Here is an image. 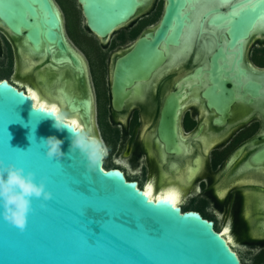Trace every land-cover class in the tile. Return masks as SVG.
Here are the masks:
<instances>
[{
    "label": "water",
    "instance_id": "1",
    "mask_svg": "<svg viewBox=\"0 0 264 264\" xmlns=\"http://www.w3.org/2000/svg\"><path fill=\"white\" fill-rule=\"evenodd\" d=\"M80 1L87 28L100 37L129 23L144 5L141 0ZM165 2L153 37L139 39L131 52L118 58L115 106L140 99L142 83L161 59L199 30L212 32L217 39L204 86L216 122L223 124L233 114L235 100L260 105L264 68L252 66L248 59L252 41L264 39V0ZM0 12L21 52L45 64L51 81L63 80L71 87L69 93L77 92V115L90 122L93 131L87 59L70 39L54 1L0 0ZM0 84V160L35 172L36 181L43 179L52 192L48 201L33 198L23 231L0 216V264H245L214 228V221L198 211L176 205L179 216L171 205H146L143 198L155 202L164 196L142 198L138 193L146 191L119 169L102 164L108 176L98 168L89 171L79 151H69L67 130L57 131L50 116L34 110L36 103L26 91L7 79ZM168 101L162 109L161 131L174 142L176 105ZM50 135L64 140L66 155L60 160L46 155L41 139ZM253 165L264 171V145L248 158L245 168Z\"/></svg>",
    "mask_w": 264,
    "mask_h": 264
},
{
    "label": "flooded vegetation",
    "instance_id": "2",
    "mask_svg": "<svg viewBox=\"0 0 264 264\" xmlns=\"http://www.w3.org/2000/svg\"><path fill=\"white\" fill-rule=\"evenodd\" d=\"M53 1L64 20L85 19L80 0ZM141 1L144 5L129 23L107 37L88 30V48L77 46L87 59L90 74L92 133L110 148L104 168L121 170L143 191L148 182L153 184L154 194L180 190L182 199L176 205L213 220L214 228L226 239L222 232L228 222L234 241L264 242V171L257 165L245 168L248 158L264 145V100L260 105L235 100L233 114L223 124L216 122L215 111L204 95L207 68L217 41L214 33L194 31L177 43L142 83V97L115 106L118 58L131 52L139 39L153 37L157 19L164 13L165 0ZM1 14L0 72H9L16 80L2 76L0 80L7 79L30 95L36 92L47 97L49 104L67 93L68 103L78 114L77 92L69 93L71 87L63 80L51 81L45 64L35 63L38 59L21 52L16 35ZM249 47L248 61L264 68V39H254ZM168 98L167 104L175 101L176 105L175 143L161 131L162 109ZM182 171L185 183L179 179ZM237 227L247 233H240Z\"/></svg>",
    "mask_w": 264,
    "mask_h": 264
},
{
    "label": "clouds",
    "instance_id": "3",
    "mask_svg": "<svg viewBox=\"0 0 264 264\" xmlns=\"http://www.w3.org/2000/svg\"><path fill=\"white\" fill-rule=\"evenodd\" d=\"M38 107L35 106L34 110ZM53 120V127L57 131L67 130L70 137L69 151H79L87 161V169L95 171L101 167L109 155L110 148L98 135H93L92 130L70 118V113L61 108ZM34 137V136H32ZM46 147L48 158L60 160L66 153L62 150L64 140L55 135L42 138ZM33 198L48 201L52 199V192L46 189L43 179L36 181V173L25 171L14 163L0 160V216L16 226L21 231L26 227L28 214L32 211Z\"/></svg>",
    "mask_w": 264,
    "mask_h": 264
},
{
    "label": "snow or ice",
    "instance_id": "4",
    "mask_svg": "<svg viewBox=\"0 0 264 264\" xmlns=\"http://www.w3.org/2000/svg\"><path fill=\"white\" fill-rule=\"evenodd\" d=\"M250 3H251V0H250ZM223 4H228V3H223ZM238 14L239 13L236 12V11L233 12V15H238ZM261 18L264 19V17H261ZM0 86H3V85L0 84ZM60 91L63 92V90H60ZM31 95H32V99L37 102L36 106L38 105V107L36 108V111L41 112V113H43V114H45L47 116H55V115H57L59 113V110L61 108L73 109L72 111L69 112L70 113V118L73 119L74 121H76L77 123H79V124H81L83 126H86V127L90 128L92 130V128L90 126V122L85 123L84 121H82L79 118V116L77 115L76 111L74 110V105L68 103L67 93H64L62 96H59L56 100H53L51 102V104H49L47 102L48 101L47 97L39 96L36 92H33ZM22 96H23V94H22ZM41 101H43V102H41ZM98 170L104 176H108L110 174V173L104 172L102 167H98ZM114 173H118V172H114ZM118 174L120 175V173H118ZM123 183L125 184L124 181H123ZM147 188H148V191H146L144 193H138L142 198L145 197V196L150 195L151 185H148ZM178 200H179V194L175 193V192H172V193L168 194L167 196H164L163 198H157V200L155 202H153L151 200H145L143 198V202L146 205H151V206H155V207H159L161 205H164V206L171 205L170 209L175 211L180 216L179 209L176 207V203L178 202ZM223 231H224V233H228L229 232L228 227H225L223 229ZM222 242L224 244V241H222ZM227 251L230 253V251L228 249H227ZM231 255L235 258L234 254H231Z\"/></svg>",
    "mask_w": 264,
    "mask_h": 264
},
{
    "label": "rangeland",
    "instance_id": "5",
    "mask_svg": "<svg viewBox=\"0 0 264 264\" xmlns=\"http://www.w3.org/2000/svg\"><path fill=\"white\" fill-rule=\"evenodd\" d=\"M159 20V17L157 19V22ZM65 27L66 31L70 37V39L78 46H84L85 48H88V42H87V34L88 28L86 26V20L80 19V20H74V19H68L65 20ZM4 64V63H2ZM1 64V65H2ZM7 77L10 80L15 81L16 78L11 75L9 72H0V77ZM218 217H221V214L218 213ZM221 219V218H220ZM219 219V220H220ZM237 230L241 233H243L244 229L242 227H237ZM244 233H247L244 231ZM234 248L238 251L240 254V257L245 261L246 264H264V242H234L233 243ZM262 256V257H261ZM259 259V260H258Z\"/></svg>",
    "mask_w": 264,
    "mask_h": 264
},
{
    "label": "bare ground",
    "instance_id": "6",
    "mask_svg": "<svg viewBox=\"0 0 264 264\" xmlns=\"http://www.w3.org/2000/svg\"><path fill=\"white\" fill-rule=\"evenodd\" d=\"M32 64V63H31ZM23 83H25V82H23ZM22 85V84H21ZM28 89H30L29 87H28ZM36 102V101H35ZM41 102H43V101H41ZM188 174V173H187ZM185 174L183 173V171H182V174L181 175H179V179L182 181L183 180V182H184V180L186 179L185 177ZM166 181V180H165ZM178 181V180H177ZM167 182V181H166ZM185 183V182H184ZM188 183V182H187ZM189 184V183H188ZM187 184V185H188ZM148 185H151V192H150V196H151V198H155L156 197V195L158 196V197H160V196H167L168 194H170V193H172V192H175V193H178L179 194V200H178V202L176 203V204H178L179 202H181V199H182V193H181V191L179 190L178 192L177 191H175V190H173L172 188L171 189H166V191L165 192H162V190H160L159 192H157L156 194H154V189H153V184L151 183V182H148L147 184H146V191H148V188H147V186ZM225 192V191H224ZM246 213V212H245ZM251 213V212H250ZM249 213V214H250ZM243 215V214H242ZM250 216V215H249ZM252 220V219H251ZM225 227H228V229H229V223L227 222L225 225H224V227L223 228H225ZM260 228V227H259ZM263 231V230H262ZM222 233H224V231L222 232ZM225 234V236L231 241V243H234L235 241H234V239H233V235L232 234H230L229 232L228 233H224Z\"/></svg>",
    "mask_w": 264,
    "mask_h": 264
}]
</instances>
